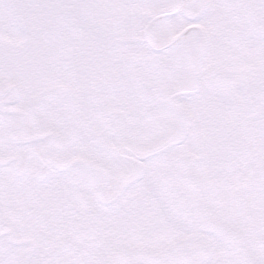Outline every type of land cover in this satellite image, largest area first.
I'll return each mask as SVG.
<instances>
[{
  "label": "snow or ice",
  "instance_id": "1",
  "mask_svg": "<svg viewBox=\"0 0 264 264\" xmlns=\"http://www.w3.org/2000/svg\"><path fill=\"white\" fill-rule=\"evenodd\" d=\"M0 264H264V0H0Z\"/></svg>",
  "mask_w": 264,
  "mask_h": 264
}]
</instances>
